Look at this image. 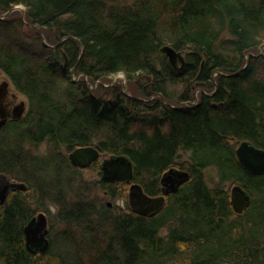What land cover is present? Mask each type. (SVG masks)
<instances>
[{"label":"trees","instance_id":"trees-1","mask_svg":"<svg viewBox=\"0 0 264 264\" xmlns=\"http://www.w3.org/2000/svg\"><path fill=\"white\" fill-rule=\"evenodd\" d=\"M18 6L24 21L0 18V72L28 111L0 130V175L27 191L0 210V264H264V175L247 174L236 155L245 141L264 150V51L250 57L264 45V0H0V17ZM164 46L185 54L180 71ZM119 74L142 101L112 85ZM85 147L100 152L89 168L100 175L104 159L127 156L150 197L172 168L190 181L155 218L129 209V184L100 181L125 204L111 210L88 199L82 169L70 167L68 154ZM236 184L258 198L242 215L228 189ZM50 205L64 229L48 253L30 255L24 228Z\"/></svg>","mask_w":264,"mask_h":264},{"label":"water","instance_id":"water-1","mask_svg":"<svg viewBox=\"0 0 264 264\" xmlns=\"http://www.w3.org/2000/svg\"><path fill=\"white\" fill-rule=\"evenodd\" d=\"M13 11V10H12ZM9 13L2 16L5 19ZM42 33V31L40 30ZM71 39V38H70ZM45 47H50L43 39ZM264 51V45L258 49L256 55H250V57L257 58ZM168 59L169 64L177 71H180L186 64L185 54L177 52L170 46H164L160 51ZM84 55V49L82 47L80 59ZM68 65L66 60L65 67ZM248 66L242 70L244 71ZM76 68H74L72 76ZM227 77H234V75H226ZM8 86L4 83L0 86V130L6 127L10 118L19 122L25 117L28 107L26 103H22L14 111V115L10 116L8 111L4 107L5 101V89ZM128 98L137 101H142L140 98L131 97L125 94ZM163 99L162 95H157ZM199 101L196 94V103ZM237 159L241 168L249 175L259 177L264 175V150L258 149L250 142H242L236 150ZM100 158V152L95 147L79 148L71 152L68 156L70 167L78 170L89 169ZM134 165L127 156L118 155L110 156L103 160L101 166V182L105 184H115L125 182L130 185L128 204L131 211L141 217L155 218L161 214L166 205L167 199L171 196H176L180 189L190 181V174L186 171H182L176 168H172L167 171L161 178V195L158 197L148 196L141 185L133 184L134 179ZM27 191V186L23 183L12 182L6 176L0 175V210L6 206L9 197L12 193ZM231 204L235 214L242 215L249 209L253 203V198L242 186L236 184L231 187L230 190ZM110 206V205H109ZM49 226L48 219L44 213H40L32 218L24 228L25 247L30 255H45L50 250L49 240Z\"/></svg>","mask_w":264,"mask_h":264},{"label":"rangeland","instance_id":"rangeland-1","mask_svg":"<svg viewBox=\"0 0 264 264\" xmlns=\"http://www.w3.org/2000/svg\"><path fill=\"white\" fill-rule=\"evenodd\" d=\"M128 5H130V4H128ZM24 12H25V9H24V7H21V6L14 8L12 11V13H21L23 21L25 20ZM65 68L66 69L69 68L70 76H68V77H70L71 79H73L75 76V78H74L75 81H79L80 77H82V76H80V77L77 76V72H75L74 76H72V69L69 67V63ZM5 79L8 80L7 77L3 73L0 72V82L2 80H5ZM110 81L112 82L113 86L119 84V85L123 86L124 90H126L127 82L125 81L124 76L122 74L113 76ZM98 85H100V84H98ZM98 85L96 84L95 86H92V89L96 90ZM12 88L15 90L13 85H12ZM197 97H198V95H197ZM21 99L27 104V107H28V100H26L24 96H21ZM47 151H48V147L46 145H42L39 148V150H37V155L39 157H46ZM68 156H69V154H68ZM180 156H181V162H186V161H189V159H190L189 154L181 153ZM67 175L72 176L70 174V172ZM205 176H206V182H207L206 184L208 185V187L210 189H215L219 185V179H218L217 173L215 172L214 169H208L205 173ZM77 177H78V179L76 178L77 181H82L88 186V191L90 193V195L88 196L89 200H94V201L99 202V203H104V205H107L108 208L111 210H117V208H121L125 205L122 201L111 200V198L107 197V195L101 191V189L98 186V183L101 181V175L97 171H95V170L91 171L89 169L82 170V172L79 173L77 175ZM228 189L231 190V187H228ZM256 199H258L257 196L253 197L254 201ZM67 200H69V202H72V201L75 202V199L73 198V196H69V198ZM47 208H48L49 212L44 213V214L47 216V219H48L49 232L51 231L49 233V236L53 239L56 238L58 240L57 237H58L59 233L64 229V227L61 226L59 224V221H57L55 218L59 213L58 208L56 206H53V205H50V207L47 206ZM49 224L51 225L52 228H50ZM65 247L68 248L67 246H65ZM65 247H64V249H65ZM58 249H60V248H58Z\"/></svg>","mask_w":264,"mask_h":264},{"label":"flooded vegetation","instance_id":"flooded-vegetation-1","mask_svg":"<svg viewBox=\"0 0 264 264\" xmlns=\"http://www.w3.org/2000/svg\"><path fill=\"white\" fill-rule=\"evenodd\" d=\"M4 83H7L8 86H6V89H5V101H4V107L5 109L8 111L9 115L10 116H13L14 115V111L20 107V105H22V103H25L22 99H21V96L19 93H17L13 88H12V84L9 80H2L0 82V86H3ZM1 120V119H0ZM11 122H15L13 121L11 118L8 122L11 123ZM6 124V125H8Z\"/></svg>","mask_w":264,"mask_h":264},{"label":"bare ground","instance_id":"bare-ground-1","mask_svg":"<svg viewBox=\"0 0 264 264\" xmlns=\"http://www.w3.org/2000/svg\"><path fill=\"white\" fill-rule=\"evenodd\" d=\"M41 34H43V33H41ZM43 39H45V37H43ZM67 39H69V38H66V39H63L57 46H54V47H51V48H55V49H58L60 46H61V44L65 41V40H67ZM46 40V39H45ZM66 60H67V58L65 59V64H66Z\"/></svg>","mask_w":264,"mask_h":264}]
</instances>
